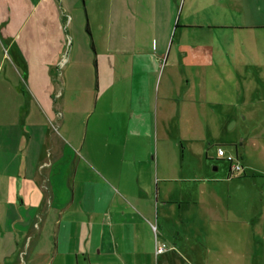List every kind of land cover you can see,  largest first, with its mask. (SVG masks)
Wrapping results in <instances>:
<instances>
[{"label":"crops","instance_id":"1","mask_svg":"<svg viewBox=\"0 0 264 264\" xmlns=\"http://www.w3.org/2000/svg\"><path fill=\"white\" fill-rule=\"evenodd\" d=\"M182 1L107 0L102 19L90 16L97 103L84 108L73 86L84 47L68 40L83 8L0 0V264H264V44L228 40L264 32V22L245 0H185L177 21ZM196 7L209 36L200 43ZM120 115L129 143L116 135ZM214 126L221 143L241 139L227 154L244 172L230 177L217 153L223 173L210 163L196 170L220 202H175L179 168L173 155L159 159V140L170 131L211 138ZM152 129L156 163L140 139ZM68 156L80 200L72 204L63 198ZM156 180L158 205L149 202ZM250 182V199L239 200Z\"/></svg>","mask_w":264,"mask_h":264},{"label":"rangeland","instance_id":"2","mask_svg":"<svg viewBox=\"0 0 264 264\" xmlns=\"http://www.w3.org/2000/svg\"><path fill=\"white\" fill-rule=\"evenodd\" d=\"M73 1L75 3L77 2V4L81 6L84 11V23H82V27L80 28V30L77 29L76 33H73L72 31H70L71 37L68 38L69 46L71 44H74V47H77L79 45H82L84 47V49L82 48V52H81V49H78V52L76 53L75 62H77L76 64L79 70L81 71V75L78 77L77 82L73 83V86L77 89L76 91H78L77 93H75V96L79 94L84 95L83 96L84 99L87 100L84 108H87V106L89 108H92V107L94 108V106L97 103L96 101V98H97V94H96L97 69L94 64V61H91L92 58H90L93 56V54H95V52L91 47V40H92L91 32L90 33L86 32V24L89 23L90 31H92L91 25H90V22H91L90 16L94 15V16H97V18L102 19L103 15L106 14L105 8L107 6L106 5L107 0H94L93 4H92V1L90 0L89 1L88 0H73ZM184 1L185 0H183L180 4L177 21L179 20L184 21V17H186L184 15H186L189 12V9L187 10V7L183 11ZM245 4L258 8L260 10L261 21L264 22V0H245ZM191 13H192L191 19L193 20L194 23L197 24L196 26H203L200 30H198L199 28H191V31L194 30L193 36L196 37L194 39L195 40L194 42L200 43L202 41H205L204 40L205 38H209V36H206L204 34V32L207 29V25H205L207 24V20L205 19L203 8L196 7L195 11H191ZM92 35H93L92 36L93 41H95V35L93 34V32H92ZM174 35H175V31H173L172 33L171 43L173 40L175 41V43L178 42L179 35L177 34L175 35V37ZM228 36H229L228 37L229 42H232V43H245L246 42L245 40L248 41L250 39L251 41L249 42H253L259 45L264 44V32L262 31L256 34L255 33L251 34V35L247 33V34H244L243 37L236 36L232 32H229ZM96 37L100 38L98 36ZM217 42H220V41L217 40ZM85 56H87V59H89L88 64H86ZM117 105L116 106L120 108V104H117ZM117 119H118V125H116L117 126L116 135L119 136L120 143H129V137L123 130V127L126 126L125 121H124L125 118L123 115H120L117 117ZM120 125L122 126V128L120 127ZM83 126L84 128H86V120H84ZM155 134H156L155 130L152 129L151 132H147L145 134V137H141L140 139H141V143H147V150L149 151L151 158L153 157L152 160L156 163L157 138ZM221 135H222V132L220 131L219 127L214 126L212 128L211 138H208L205 134H202L201 136L202 139L196 140V141H188V139H184L183 137L184 133L170 131L168 132V137L165 138L164 142H162L163 140H159L158 142L159 146L163 144L165 146L164 148L165 151H161L160 149V154H158V156H160L159 159L161 160L162 156L164 155L165 156L173 155L177 162V166L179 168L178 180L173 181L172 186H170L173 188L177 187L178 189L177 191L173 193L172 195L173 197H171L173 198V200H177L175 202L182 203L184 199L185 200L183 203L190 202V203H195L198 205L209 204L212 202V200L214 202H218V203L220 202V198L218 197V195L216 194L212 195L210 193L208 189L209 183L204 181V178L207 177L205 172L203 170H201V172H198L196 169L198 167L202 169V167L205 164L207 165L208 163H210L212 172H216L214 170V166H220V172L223 173L225 171V168L228 167V163L226 160L217 159L218 158L217 157L218 147L221 146L226 150V152L228 153L232 152L236 154L237 152L236 148L240 146L241 139H238L239 141H236L237 145L224 144V143H221L222 142ZM209 140L212 141V143H209ZM73 150H74V147H73ZM68 151L70 152V150ZM170 151L172 152V154ZM71 157L68 156L67 168L69 172V176H68L69 179H68V183H67V187L65 191V197H63L64 200H67L68 204L76 203L79 200L78 194H76V196L74 195L75 190L76 192L78 190V188L75 189L74 187L75 184L73 183L75 181L73 179H74V169L76 166V162L75 160L72 161ZM87 160L89 161V159H87L86 151L84 150L82 165L86 166ZM71 172H72L71 174L72 176L70 175ZM247 172L251 174L249 170H247ZM194 178H200V179H194ZM157 183H158V180H156L155 182V189H154L155 193L152 196H150V200H149L150 204L158 205L159 203L162 202L161 197L157 195V192H156V187L158 185ZM163 184L164 182H161L160 185L162 186ZM250 184L252 185L254 183L250 182L248 184H243L242 185L243 187L241 189L240 188L238 190L236 189L237 190L236 192L241 197V198H238L239 200L240 199H250L249 192H248L249 191L248 188L249 187L251 188V186H249ZM74 196L76 197V199H74ZM173 200L169 201L170 205H173L174 203Z\"/></svg>","mask_w":264,"mask_h":264},{"label":"built area","instance_id":"3","mask_svg":"<svg viewBox=\"0 0 264 264\" xmlns=\"http://www.w3.org/2000/svg\"><path fill=\"white\" fill-rule=\"evenodd\" d=\"M217 153L219 157H222L231 163L230 172H229L230 177H235L237 174L244 172V167L241 164V162H239L236 156L227 154L226 150L221 146L218 147ZM166 246H167L166 244L160 245L158 247V252H163L166 249Z\"/></svg>","mask_w":264,"mask_h":264},{"label":"trees","instance_id":"4","mask_svg":"<svg viewBox=\"0 0 264 264\" xmlns=\"http://www.w3.org/2000/svg\"><path fill=\"white\" fill-rule=\"evenodd\" d=\"M89 31V29H87Z\"/></svg>","mask_w":264,"mask_h":264}]
</instances>
